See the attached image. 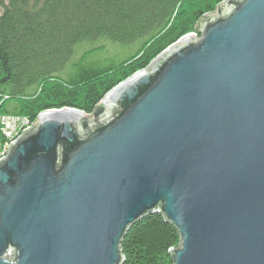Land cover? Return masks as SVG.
Returning a JSON list of instances; mask_svg holds the SVG:
<instances>
[{
	"label": "water",
	"instance_id": "water-1",
	"mask_svg": "<svg viewBox=\"0 0 264 264\" xmlns=\"http://www.w3.org/2000/svg\"><path fill=\"white\" fill-rule=\"evenodd\" d=\"M196 30L91 114L42 112L12 142L0 264H124L153 213L180 234L173 264H264V0H225Z\"/></svg>",
	"mask_w": 264,
	"mask_h": 264
},
{
	"label": "trees",
	"instance_id": "trees-1",
	"mask_svg": "<svg viewBox=\"0 0 264 264\" xmlns=\"http://www.w3.org/2000/svg\"><path fill=\"white\" fill-rule=\"evenodd\" d=\"M224 1L0 0V113L31 122L52 110L91 114ZM180 242L176 227L153 213L120 248L124 264H173Z\"/></svg>",
	"mask_w": 264,
	"mask_h": 264
},
{
	"label": "built area",
	"instance_id": "built-area-1",
	"mask_svg": "<svg viewBox=\"0 0 264 264\" xmlns=\"http://www.w3.org/2000/svg\"><path fill=\"white\" fill-rule=\"evenodd\" d=\"M33 123L26 117L0 113V160L8 155L12 142L17 140Z\"/></svg>",
	"mask_w": 264,
	"mask_h": 264
},
{
	"label": "rangeland",
	"instance_id": "rangeland-1",
	"mask_svg": "<svg viewBox=\"0 0 264 264\" xmlns=\"http://www.w3.org/2000/svg\"><path fill=\"white\" fill-rule=\"evenodd\" d=\"M196 37H198L197 34H196ZM83 45H84V46H83L84 48H88V47H89V44H83ZM116 47H118V45L113 44V43L110 44V48H111V49H112V48L116 49ZM119 49H121L120 46H119Z\"/></svg>",
	"mask_w": 264,
	"mask_h": 264
}]
</instances>
